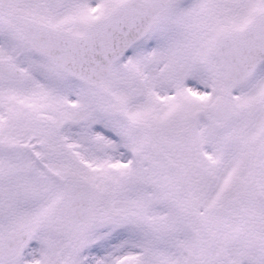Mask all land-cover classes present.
Here are the masks:
<instances>
[{
  "label": "rangeland",
  "instance_id": "obj_1",
  "mask_svg": "<svg viewBox=\"0 0 264 264\" xmlns=\"http://www.w3.org/2000/svg\"><path fill=\"white\" fill-rule=\"evenodd\" d=\"M35 1L39 4L36 8L33 3ZM116 1L66 0L59 9L51 11L46 8L43 0H29V2L0 0V7L10 10L8 12L29 17L33 14L31 11L34 8L37 16L33 18L37 21L57 29H74L79 34L89 25L103 18L108 13V8L115 4L113 2L119 4L123 0ZM256 4L264 8V0H186L175 6L170 5L165 14L183 17L182 21L175 20L169 26L186 28L193 35L202 37L198 40L201 47L194 46L192 49L201 51L204 48L206 57H209L210 42L214 41L218 32L226 29L228 23L234 28L247 24L257 15L252 9ZM96 5H100L99 11L92 13L91 8ZM102 6L106 9L100 11ZM76 16H78L77 21L79 19L78 24L75 22ZM165 21L169 19L166 17ZM196 30L205 34L200 35ZM155 31L154 28L153 32ZM2 33L8 32L4 30ZM148 40H155L153 33ZM167 41V36L160 35L151 50L136 52V56L134 53L135 58L133 57L130 65L126 66V62H119L116 65L113 84L106 85L110 93L117 92V95L114 94L111 98L103 93L94 95L89 86L81 87L71 82L69 76L57 71L48 62L37 67V62L34 60L21 61L29 72L27 79L21 84H9L0 78L2 140L0 143V242L6 232L22 231H30L31 237L37 242L33 249L24 251L22 257L13 262L4 261L0 254V264H264V150L261 153L260 163L257 164L259 168L257 178L256 176L251 178L252 169L245 170L247 176L244 182L247 184L249 181L248 185L251 186L248 192L241 191L243 185L237 186L243 178L233 172L237 165L235 155L247 149L255 153L252 144H256L255 140L264 133V94L258 100L251 97L254 92H264V83H261L264 79L261 81L260 78L264 77V68H261L260 73H262L259 77L257 76L260 73L254 77H257L256 80L261 85L254 87L253 92L248 95L243 91L244 84L227 86L223 75L224 81L222 80L221 84L218 75L221 74V70L214 57L219 73H209V78L200 74L194 75L203 82L207 81V86L214 79L213 96L188 100L187 92L182 89L184 83L180 82L182 76L180 72H184L185 68L177 67L174 76L178 73L175 81L180 82L178 86H181V89L179 87L177 97L168 98L163 102V106L158 99V96L162 95L161 91L168 95V91L172 92L175 89L172 83L166 80L168 70H171L170 64L165 61V67L160 71L158 67L164 64H158L157 58L155 61L151 59L157 57L158 53L165 52L163 48ZM146 52H150L148 59L143 57H147ZM35 58L38 60L37 57ZM138 63L143 69L140 76L135 70ZM126 67L127 71H125ZM144 75L147 81L142 80ZM130 76L133 82L128 83ZM142 82L149 84L148 91L143 90ZM192 83V88L198 92L197 82ZM226 94L237 107L250 101V104L245 105L251 106L246 112L242 105L241 117L242 120L247 118L246 128L240 130L242 128L238 121L227 124L213 121L218 125H208L209 129L206 132L200 131L203 127L197 125L205 117L198 118L199 113L209 105L213 107ZM182 99L186 102L181 101ZM179 101L181 104L194 105L193 111L191 110L187 117L190 116L191 121L194 117L195 135L200 133L205 135L198 139L199 143L196 140L190 143L188 137L182 141L180 132L183 126L180 121L169 123L166 118L162 119L165 115L169 117L171 104L176 107L180 105ZM5 112H7L6 117H4ZM158 112L161 113V119L157 117ZM252 112L254 113L251 115ZM54 115L57 117L55 122ZM81 118L85 119L84 126L87 129L93 123L111 127L106 129L114 130L118 140L114 142L103 134L99 137L95 134L96 141L89 143L90 140L85 139L89 144L84 146L78 142L76 144V141L82 140L81 138H73L76 139L77 151H75L79 153L75 154L79 159L86 160L83 168H78L79 164H75V168L83 171L84 176L81 175V181H88L94 189L96 223L79 234L63 236L52 232L50 226L53 212L61 213L65 209L67 201L61 196L62 189L53 181L43 189L45 194L41 197L39 193L32 195L27 191L16 190V183L12 181L13 178L19 177L6 172L11 162L7 157L16 156L17 153L27 155L25 151L18 150L16 145L29 144L37 152L52 156L56 170L63 172L69 169L68 159L63 156V149L59 146L55 134L45 141L48 145L43 149L33 144L37 136L45 137L56 132L58 125L63 126ZM128 119L131 121H127ZM141 121L145 122L141 124L147 126L145 134L149 141L159 137L170 145L176 144V154L169 155L172 165L161 156H156L151 148L153 143L145 141L144 138L141 147L139 144L132 145L131 133L135 134L136 131L132 129L130 123ZM71 126V124L67 125V127ZM86 135H88L87 130ZM73 139L69 135L64 137L65 141ZM120 147L130 151L140 149V155H137L135 163L129 168L118 167L116 172L113 174L109 172L108 175L105 174L109 171L105 165V168L97 173L98 164L103 166L115 161L120 165L121 161L126 160L128 155L122 153ZM151 158H153L151 166L159 168L152 176L150 172L148 173L147 166ZM192 172L194 174L190 177ZM31 179L28 182H31ZM68 181L65 179V182ZM186 182L195 198L196 206L193 204V209L189 202L190 198L188 199L189 193L187 195L186 192ZM115 184L118 190L114 189ZM231 187H233V195L223 199L238 200L243 193V198L240 199L242 204L234 203L229 206L224 203L218 204L220 202L216 201ZM8 191H12L13 194H7ZM17 192L24 196L21 197ZM4 195L9 200H6ZM203 198L214 204L208 206L200 203L201 205L198 206ZM112 204L117 205L114 213H111ZM212 205L219 207L222 213L211 217L206 226L204 225L206 227L204 231L197 220L200 216L208 217L210 214L208 212L214 207ZM240 208H243L245 215L253 218L254 226H258L255 227L259 232L258 241L250 236L252 234L247 233V228L243 224L239 226L237 216ZM176 221H179L180 226L175 223ZM97 240L100 248L86 249L87 245Z\"/></svg>",
  "mask_w": 264,
  "mask_h": 264
},
{
  "label": "water",
  "instance_id": "obj_2",
  "mask_svg": "<svg viewBox=\"0 0 264 264\" xmlns=\"http://www.w3.org/2000/svg\"><path fill=\"white\" fill-rule=\"evenodd\" d=\"M52 2L50 3L54 5L57 0H52ZM148 6L149 5H144L142 7L146 8ZM51 32L53 34H57L53 31ZM59 34L60 35H53V37H57L63 43H72L76 47L80 48L82 54L84 55L81 58V64L78 67L71 68V66L69 65L70 67H67V69L72 70V73L74 75L78 76L80 79L86 82L93 84L95 87L102 85L103 79L109 73L113 62L118 57L117 55L119 54L120 48H118V52L114 54L111 46L107 42L99 41L98 39H92L90 41L84 42V40L82 39L85 38L72 37L64 33ZM34 35L36 36L35 38L38 40L39 38L37 34L35 33ZM238 39L239 37H228L225 40L237 43ZM57 59L62 60L60 57H57ZM55 61L57 62L56 64L61 66L57 60ZM229 65L231 66L232 74L238 73L237 67H235L231 61ZM5 71L9 72L8 69H6Z\"/></svg>",
  "mask_w": 264,
  "mask_h": 264
}]
</instances>
